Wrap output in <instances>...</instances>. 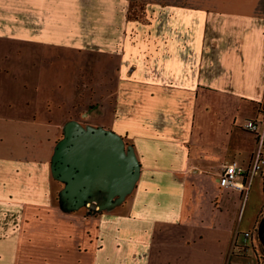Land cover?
Instances as JSON below:
<instances>
[{
	"label": "crops",
	"instance_id": "0c3cea01",
	"mask_svg": "<svg viewBox=\"0 0 264 264\" xmlns=\"http://www.w3.org/2000/svg\"><path fill=\"white\" fill-rule=\"evenodd\" d=\"M263 108L264 0H0V264L254 263Z\"/></svg>",
	"mask_w": 264,
	"mask_h": 264
},
{
	"label": "built area",
	"instance_id": "2783aa9c",
	"mask_svg": "<svg viewBox=\"0 0 264 264\" xmlns=\"http://www.w3.org/2000/svg\"><path fill=\"white\" fill-rule=\"evenodd\" d=\"M243 129L256 137L257 152L253 156L251 165L248 168L240 166L236 161H230L222 166L218 178V185L222 189L230 188L238 192H247L253 176L260 171H264V108L262 109V119L260 121H246ZM87 205L89 206L90 204ZM249 236V234H245L246 239ZM252 264L259 263L255 261Z\"/></svg>",
	"mask_w": 264,
	"mask_h": 264
},
{
	"label": "rangeland",
	"instance_id": "374dc122",
	"mask_svg": "<svg viewBox=\"0 0 264 264\" xmlns=\"http://www.w3.org/2000/svg\"><path fill=\"white\" fill-rule=\"evenodd\" d=\"M262 179L264 183V175L262 176ZM262 179L259 176V174L255 175L253 183H252V187H251V192L249 196H247V200L249 199V201L248 202H246L247 200L244 201V205H243V209H244L243 212L245 213L243 216L242 224L244 225L250 222V220H252L253 223L255 222V218L258 215L260 207L263 205L261 212L258 215L257 223H256L254 233H253L255 240L254 242L251 241L249 246L248 245L243 246V247L241 246L240 250H238L237 252L239 255L243 257L255 256L254 262L257 261L259 264H264V201H263L264 184H263V195H262L261 193ZM256 207L258 209H256ZM241 264H244V262H242Z\"/></svg>",
	"mask_w": 264,
	"mask_h": 264
}]
</instances>
